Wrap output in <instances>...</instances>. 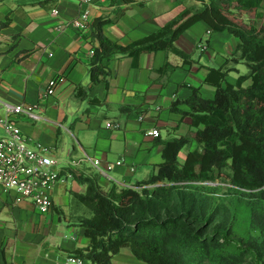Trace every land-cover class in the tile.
Instances as JSON below:
<instances>
[{
  "label": "crops",
  "instance_id": "1",
  "mask_svg": "<svg viewBox=\"0 0 264 264\" xmlns=\"http://www.w3.org/2000/svg\"><path fill=\"white\" fill-rule=\"evenodd\" d=\"M192 3L201 0H93L90 4L81 0H0V119L8 116L9 104L37 105V120L24 114L10 118L25 135L50 149L59 177L50 189L52 208L45 213L30 199L18 201L17 193L0 183V264H55L86 248L90 239L71 205L72 191L86 190L82 178L93 174L105 190L112 184L134 186L163 162L168 140L193 131L188 103L193 87L205 98L214 96L215 88L205 84L204 77L209 67L220 66L233 54L238 37L227 31L214 32L199 21L175 42L191 54L189 64L174 53L157 51L142 53L138 66H133L129 56L105 59L107 82L93 83L89 71L91 50L99 45L92 35L98 18L109 19L102 26L109 39L128 45ZM86 7V29L62 27ZM204 42L207 48L201 49ZM236 69L227 75L228 81L235 82L240 74L238 64ZM232 72L238 75H230ZM57 76L62 79L55 93L43 96L49 81ZM79 85L89 89L86 98L76 96ZM93 97L100 102L91 103ZM164 128L173 136L164 138ZM153 129L159 131L158 136L150 134ZM6 135L0 122V137ZM186 147L185 153L183 149L179 152L184 159L197 144L192 141ZM94 158L101 161V168L112 166L107 175L92 165ZM83 264L95 263L84 259ZM112 264L147 263L124 247L114 255Z\"/></svg>",
  "mask_w": 264,
  "mask_h": 264
},
{
  "label": "trees",
  "instance_id": "2",
  "mask_svg": "<svg viewBox=\"0 0 264 264\" xmlns=\"http://www.w3.org/2000/svg\"><path fill=\"white\" fill-rule=\"evenodd\" d=\"M263 17V0H201L128 45L103 33L108 18L94 22L92 35L99 45L90 60L93 83L107 82L103 61L111 56H129L138 66L142 53L165 51L189 64L191 54L175 42L199 21L239 42L220 66L208 68L204 83L215 88L212 98L193 87L188 99L192 136L168 140L163 162L148 178L134 186L112 184L108 190L93 174L82 178L86 190L72 191L71 205L90 244L75 255L112 264L114 255L127 247L147 264H264V25L258 20ZM239 63H245L247 72L228 81ZM88 92L79 85L76 96L86 98ZM192 141L197 147L180 162L179 152ZM217 179L230 183L219 197ZM218 199H229L231 205L221 209L223 204L215 205ZM240 225L246 227L242 234Z\"/></svg>",
  "mask_w": 264,
  "mask_h": 264
},
{
  "label": "built area",
  "instance_id": "3",
  "mask_svg": "<svg viewBox=\"0 0 264 264\" xmlns=\"http://www.w3.org/2000/svg\"><path fill=\"white\" fill-rule=\"evenodd\" d=\"M92 1L81 0L85 4H90ZM52 12L58 13L57 9H53ZM88 19L89 9L86 7L78 17L63 24L62 27L73 26L84 30L89 25ZM205 48H207L206 42L201 44V49ZM91 54H93V49ZM61 79L62 76L51 79L43 96L54 94ZM38 110L37 105L29 103L7 105L8 116L0 119L7 129V135L0 137V183L5 189L14 190L18 201L30 199L40 212L45 213L51 210L53 205L50 189L59 178L54 169L57 161L46 145L25 135L16 122L10 118L12 114H24L37 120L40 118ZM107 126H112V123L108 122ZM150 134L158 136L159 131L153 129ZM91 163L106 175V171L112 168L110 164L101 168V161L97 158L92 159ZM119 163L118 161L117 164ZM83 262L82 257L69 255L62 261H56L55 264H83Z\"/></svg>",
  "mask_w": 264,
  "mask_h": 264
},
{
  "label": "rangeland",
  "instance_id": "4",
  "mask_svg": "<svg viewBox=\"0 0 264 264\" xmlns=\"http://www.w3.org/2000/svg\"><path fill=\"white\" fill-rule=\"evenodd\" d=\"M258 20H260V22H262L263 25H264V17L261 18V19H258ZM238 68H239L240 74H244V73L247 72V67H246L245 63H239V64H238ZM230 75H232V76H237L238 74H237L236 72H232ZM191 127L193 128V131H194L195 128H194L193 126H191ZM193 131H190V132H189V135H188L189 137L192 136ZM162 134H163V137H164V138H170V137L173 136V135H171V134H170L165 128L163 129ZM196 144H197V143H196ZM186 148H187V147L183 148V150H182L183 153H185ZM179 160H180V162H182V161L184 160V156H182V155L179 156ZM207 183H209V182H207ZM216 183H217V184H220V186H221V187H220L221 189H220V190L217 192V194H216V196L219 197L220 195L226 193V191L228 190V187L230 186V183H229L228 181H223V180H221V179H217ZM221 204L224 205V207H220L221 209H222V208H227V207H229V206L231 205V200H229V199H224V200H222V199H218V201L216 202L215 205L217 206V205H221ZM238 231H239L240 234H242V233H244V232L246 231V227H245L244 225H240V226L238 227Z\"/></svg>",
  "mask_w": 264,
  "mask_h": 264
}]
</instances>
